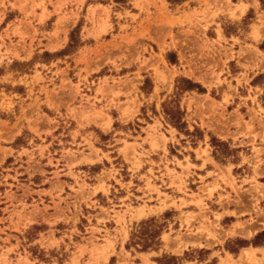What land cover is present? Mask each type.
Instances as JSON below:
<instances>
[{
    "label": "rangeland",
    "instance_id": "rangeland-1",
    "mask_svg": "<svg viewBox=\"0 0 264 264\" xmlns=\"http://www.w3.org/2000/svg\"><path fill=\"white\" fill-rule=\"evenodd\" d=\"M174 1L0 0V264H229L264 231V0Z\"/></svg>",
    "mask_w": 264,
    "mask_h": 264
},
{
    "label": "trees",
    "instance_id": "trees-1",
    "mask_svg": "<svg viewBox=\"0 0 264 264\" xmlns=\"http://www.w3.org/2000/svg\"><path fill=\"white\" fill-rule=\"evenodd\" d=\"M115 3L124 4L127 0H114ZM182 82H185L187 85L183 88V90L191 91L194 89L201 88L190 82L189 80L182 79ZM165 114L169 117L171 124L176 128H181L183 125L181 124L182 112L179 107H170L165 111ZM153 220L141 222V226H146L149 223H152ZM150 225L144 227L138 235L132 234L129 243L126 245L128 249L130 246H133L139 252H147L148 250H156L160 245V232L161 230H149ZM258 239H262L264 241V231L259 232L255 235L254 240L251 241V244L258 245L259 242H255ZM140 248V249H138ZM157 264H180V259L174 256L162 255L161 258L156 259Z\"/></svg>",
    "mask_w": 264,
    "mask_h": 264
},
{
    "label": "crops",
    "instance_id": "crops-1",
    "mask_svg": "<svg viewBox=\"0 0 264 264\" xmlns=\"http://www.w3.org/2000/svg\"><path fill=\"white\" fill-rule=\"evenodd\" d=\"M146 1H148L150 3H156V5H158V0H146ZM164 1L167 4L172 6L170 1H174V0H164ZM188 2H189V0H175L173 3V6L182 7L183 5L187 4ZM12 11L17 15H14L13 19H11L9 22L12 23V22L19 21L20 19H22V15L20 14L19 10H17V13H16L15 10L10 9V8L9 9L6 8V12H3V13L5 15H7L8 13H11ZM36 13H38V11H36ZM2 22H0V25ZM35 26H37V28H39L36 21H34V27ZM263 90H264V85H263ZM257 102H258V100H257ZM262 136H263V143H264V133ZM258 142H260V141H258ZM260 148H261V150L259 152L260 153L259 157L261 160L264 161V145L261 146ZM250 151H251V155H249V156L251 157V162H253V161H255V158L253 157V154H252V148H250ZM263 172H264V168H263ZM260 178L261 179H260V181H258V183L264 186V173L260 175ZM224 217L229 218V225H228L229 228H231L232 225H234L237 222L236 218H234L235 217L234 215H229V216H224ZM246 223L249 224V226H250V223L248 221ZM254 233H255V229L252 231V234H254ZM244 252L248 253V255H250L251 258H252V256H254L257 259L256 260L257 263L264 264V244L250 245V246L244 247L243 249H241V252H239V254L237 256L228 254L229 256H231V261H233V262H228V263L229 264H240L237 261H238L239 257L244 254ZM151 263L156 264L153 261H151Z\"/></svg>",
    "mask_w": 264,
    "mask_h": 264
}]
</instances>
